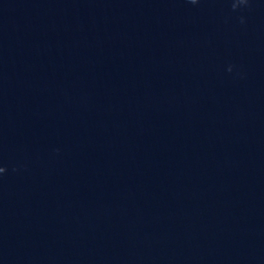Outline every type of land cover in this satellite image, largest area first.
I'll return each mask as SVG.
<instances>
[{"label": "water", "instance_id": "water-1", "mask_svg": "<svg viewBox=\"0 0 264 264\" xmlns=\"http://www.w3.org/2000/svg\"><path fill=\"white\" fill-rule=\"evenodd\" d=\"M0 264H264V0H0Z\"/></svg>", "mask_w": 264, "mask_h": 264}]
</instances>
